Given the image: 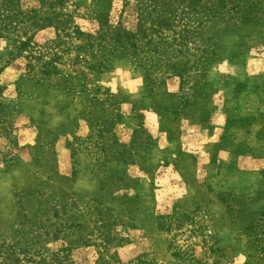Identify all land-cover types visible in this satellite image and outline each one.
Instances as JSON below:
<instances>
[{
	"label": "rangeland",
	"instance_id": "obj_1",
	"mask_svg": "<svg viewBox=\"0 0 264 264\" xmlns=\"http://www.w3.org/2000/svg\"><path fill=\"white\" fill-rule=\"evenodd\" d=\"M0 264H264V0H0Z\"/></svg>",
	"mask_w": 264,
	"mask_h": 264
},
{
	"label": "trees",
	"instance_id": "obj_2",
	"mask_svg": "<svg viewBox=\"0 0 264 264\" xmlns=\"http://www.w3.org/2000/svg\"><path fill=\"white\" fill-rule=\"evenodd\" d=\"M48 65H49L48 68H51V70H55V68L52 65H50V64H48Z\"/></svg>",
	"mask_w": 264,
	"mask_h": 264
}]
</instances>
